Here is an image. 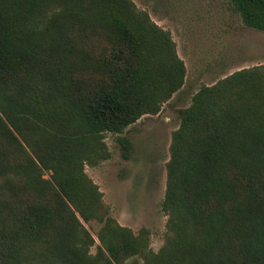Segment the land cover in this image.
<instances>
[{
	"label": "trees",
	"instance_id": "16d2710c",
	"mask_svg": "<svg viewBox=\"0 0 264 264\" xmlns=\"http://www.w3.org/2000/svg\"><path fill=\"white\" fill-rule=\"evenodd\" d=\"M228 2L264 33V0ZM185 75L130 0H0V264H264V65L201 87L180 112L158 253L85 173L110 157L106 134L157 115Z\"/></svg>",
	"mask_w": 264,
	"mask_h": 264
},
{
	"label": "rangeland",
	"instance_id": "374dc122",
	"mask_svg": "<svg viewBox=\"0 0 264 264\" xmlns=\"http://www.w3.org/2000/svg\"><path fill=\"white\" fill-rule=\"evenodd\" d=\"M148 14L175 45L186 75L182 88L160 112L144 116L123 135L106 134L110 157L97 166H85V173L102 193L108 215L135 235L146 231L149 249L158 253L168 234L169 216L163 210L170 160L172 133L180 123V112L203 86L243 69L264 65V33L245 27L228 0H130ZM118 138L128 140V158L123 157ZM44 178H49L46 174ZM94 238L90 253L99 247L102 224L83 223ZM124 264H144L134 257Z\"/></svg>",
	"mask_w": 264,
	"mask_h": 264
}]
</instances>
